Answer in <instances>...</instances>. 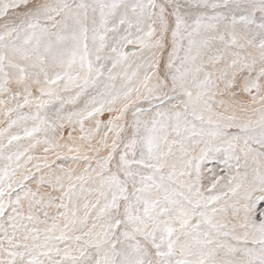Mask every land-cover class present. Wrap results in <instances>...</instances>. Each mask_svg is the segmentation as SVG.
I'll return each instance as SVG.
<instances>
[{"label": "snow or ice", "instance_id": "1", "mask_svg": "<svg viewBox=\"0 0 264 264\" xmlns=\"http://www.w3.org/2000/svg\"><path fill=\"white\" fill-rule=\"evenodd\" d=\"M0 264H264V0H0Z\"/></svg>", "mask_w": 264, "mask_h": 264}]
</instances>
